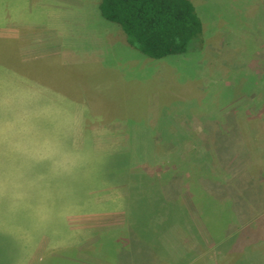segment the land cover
Masks as SVG:
<instances>
[{"label":"rangeland","instance_id":"rangeland-1","mask_svg":"<svg viewBox=\"0 0 264 264\" xmlns=\"http://www.w3.org/2000/svg\"><path fill=\"white\" fill-rule=\"evenodd\" d=\"M192 1L203 21L197 50L158 60L128 43L102 16L100 0H9V8L30 11L32 25L38 15L57 21L68 39L63 46L58 29L33 28L43 46H31L27 56L20 43L3 41L16 21L0 28V125H15L0 137V264H264V84L258 101H246L241 111L248 156L231 168L212 158L195 180L186 177L191 159L204 167L221 117L236 119L240 111L244 89L228 88L254 59L253 42L257 53L264 49V0ZM62 46L64 59H55ZM77 58L88 64H66ZM81 74L88 81L77 88ZM54 78L89 94L94 104L77 116L88 128L55 121L59 105L56 112L50 103L62 91ZM25 126L30 131H21ZM45 141L57 148L54 157L43 154ZM112 155L126 156V169L109 176L112 164L103 161ZM156 183L171 204L170 224L147 228L150 236L162 232L161 250L149 256L151 244L136 234L141 243L121 258L111 241L138 226L128 215Z\"/></svg>","mask_w":264,"mask_h":264},{"label":"trees","instance_id":"trees-1","mask_svg":"<svg viewBox=\"0 0 264 264\" xmlns=\"http://www.w3.org/2000/svg\"><path fill=\"white\" fill-rule=\"evenodd\" d=\"M100 10L106 20L120 26L131 46L153 59L162 60L172 55L187 53L191 49L197 50V42L199 41L200 43L203 39V21L192 0H101ZM254 43L256 44V41L252 45L255 53L254 59L249 61L246 67L247 71H242L243 73L239 74L236 88H228V92L232 94L244 89L245 95L243 98H239L238 101L241 106L239 108L240 111L235 113L236 119L233 118L235 117L233 113L222 116L217 130L214 131L212 129L214 131L212 133L216 134L217 137L215 141L212 140L214 143L213 150L207 149V154L202 160V162L206 161L204 167L197 160V163L193 164L196 158L191 159V171L186 176L189 181L190 179L192 181L195 180V171L207 170L208 165L206 163L210 164L212 158L216 160L218 158L219 164L221 162L227 163L231 168L237 161L246 158L249 154V148L244 144L245 142L243 143L241 137L242 121L244 119L241 111L246 101L249 102L250 100L251 102V99L254 103L258 101L261 83L264 84V49L257 53ZM251 93H253L252 96ZM242 147L244 148L243 154H240ZM195 149L198 151L200 148L196 146ZM211 151L213 152L212 156H210ZM114 155H112L111 159L103 161L105 166L112 164L109 176L113 175L111 173L116 170L122 172L126 169V156L120 157V155H117L115 157ZM122 158H124V161ZM248 175L250 174L248 173ZM166 180L168 181V178ZM204 181L206 179L203 180V183ZM209 182L213 187L219 185L215 180H210ZM222 184L220 187L228 186V184ZM152 186H149L150 188L141 194L138 199L137 209H132L128 215L131 220L138 222V226L132 223L136 227L134 229L135 233H133L134 231H131L130 234L127 231H121L117 233L118 238L111 241L112 248L110 250L120 257L132 254L133 249L137 248L139 243H141L140 240H136V234H143L144 239L142 241L148 239L147 242L151 244L149 256L154 252L153 250H161L160 236L162 232L158 231L150 236L152 231L147 230V228H151L154 225L158 226L159 224H170L169 213H171V204L166 202L163 188L159 184L156 183L154 187ZM252 186L254 187L255 185ZM134 191L133 194H135ZM192 197L194 201L195 198L194 196ZM233 203H239V201L235 199ZM163 216H165L166 220L161 222ZM210 223L209 221L205 222L206 228L211 233V236H215L216 229L215 227L212 229ZM117 249H120L118 250L119 252H117ZM232 251L235 250L233 249Z\"/></svg>","mask_w":264,"mask_h":264},{"label":"crops","instance_id":"crops-1","mask_svg":"<svg viewBox=\"0 0 264 264\" xmlns=\"http://www.w3.org/2000/svg\"><path fill=\"white\" fill-rule=\"evenodd\" d=\"M100 2H101V0H100ZM4 5H7L6 8L4 7ZM98 9H100V4L98 6ZM15 12H16V14H14ZM29 12L30 11H28L27 9H24V7L20 8L18 6H11L9 8V0H0V28H10L11 27L10 22L15 23V21H16V27L15 28H17L16 30H14L16 32H14V31L10 32V30H9V33H10L9 36L6 35L5 37H3V38L9 37V39H4L3 41H5V42L7 41L9 43H20L19 47L26 49L27 52L25 53V55L29 56L31 46L34 47L35 44H37L38 49H41L43 46V42H42L43 38L40 36H39V38L33 37L31 35V33H32L31 30H33V28H48L49 27V28L58 29L57 30V33L59 34L58 40L61 39L59 43L63 46L65 45L64 41L66 42V39H68V34L66 32H64L62 25H60V23L55 21L54 23H48L47 24L46 23V15L45 16L44 15H38V22H37L38 24L36 26L32 25L30 18H29V15H30ZM19 15H20V18L15 19ZM10 18H12V19H10ZM58 20H60V18ZM39 22H41L42 24ZM85 23L87 25L89 23H92V21L91 20L89 21L88 19H86ZM73 24L75 25L74 22H73ZM65 31H66V29H65ZM62 38H64L65 40L62 41ZM63 46L60 47L59 49L55 48V50H54V52H56L55 54H57V52H59L57 54L59 56L55 55V59H57V57L64 59V56L66 55V50L63 48ZM7 48H8V45H7ZM61 48H63V51ZM5 53H7V50ZM5 53H3V54H5ZM19 60H21V59H19ZM19 60H17L16 62H18ZM83 60H84V64H88L87 59L83 58ZM83 60L81 62H79V59L77 58V60H74L72 62L70 61L66 64L76 66L79 63H82ZM100 60H101V57H100ZM23 61H25V60H23ZM41 61L43 62V60H41ZM61 65H65V64H61ZM89 67L86 69L85 68L83 69V71H82L83 75L86 74ZM41 68L43 70V65ZM61 69L66 70L64 67H61ZM42 76H43V72L41 71L39 73V75L37 76L36 80L40 81ZM83 78L85 79V81L83 80V82L82 81L79 82V80L76 81L75 84H76L77 88L78 87L84 88V84L88 80L86 81L87 78H85L84 76H83ZM32 79H33V77H32ZM53 80H54L55 86H58L59 90L62 91V93L59 94V97L57 95H54V98H52V102L50 103V106L55 104V108H56L55 111L56 112H57V106L59 105V112H57L56 116L54 117L55 121L57 122L58 117H59V119L62 122V126H65V127L69 126L70 129L77 128V127L88 128V125L86 124L87 120H85L84 117L77 118V116L79 113L88 114L87 112L90 111V109L88 108L89 103H91V105L94 104L93 101L91 99H89V94H84L85 92L82 93L81 95L77 94V92H74L75 85L72 86V90L69 91L67 89L68 86L62 84V78L59 81H56L55 78ZM40 94L44 95V94H42V92H40ZM41 95H39L38 97H40ZM50 106H49V108H50ZM58 113L60 114V116H57Z\"/></svg>","mask_w":264,"mask_h":264},{"label":"clouds","instance_id":"clouds-1","mask_svg":"<svg viewBox=\"0 0 264 264\" xmlns=\"http://www.w3.org/2000/svg\"><path fill=\"white\" fill-rule=\"evenodd\" d=\"M22 120L23 118H21V121ZM14 127L15 125L12 123H8L6 125H0V137H6V135L14 129ZM21 131L28 132L30 131V129L27 126H25L21 129ZM43 148H44L43 154L48 158L54 157L58 151L57 148L48 141L44 142Z\"/></svg>","mask_w":264,"mask_h":264}]
</instances>
